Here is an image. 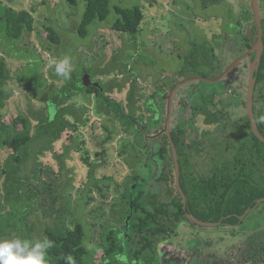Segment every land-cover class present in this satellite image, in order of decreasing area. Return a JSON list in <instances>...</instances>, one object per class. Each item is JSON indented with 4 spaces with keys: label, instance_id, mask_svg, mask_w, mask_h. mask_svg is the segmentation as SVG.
<instances>
[{
    "label": "rangeland",
    "instance_id": "1",
    "mask_svg": "<svg viewBox=\"0 0 264 264\" xmlns=\"http://www.w3.org/2000/svg\"><path fill=\"white\" fill-rule=\"evenodd\" d=\"M109 2L111 13L107 20L94 22L88 36L80 38L77 30L85 8L82 1L72 8L63 0H0V58L5 61L9 72V80L4 88L8 98L0 112L2 129L12 125L14 129L21 130V125L15 121L18 116L29 117L32 124H36L32 111L45 112V103L39 100L46 86L52 82L57 88L64 85L59 76L57 80L52 79L57 74L51 61L65 56L71 58L73 71L80 78L83 68L96 67V71L90 74L95 82H108L106 96L109 101L127 109L128 95L133 88L138 105L135 116L127 113L135 117L130 119L127 116L137 125V129H134V126L127 125L114 113L115 108H112L113 112L109 109L107 114L98 113L94 94L72 97L65 106L87 111L83 115L86 123L73 133L81 148L71 153L70 159L65 161V169L60 171L53 155L62 154L63 146L70 144L69 133H64L54 144L55 153H45L40 159L44 168H40L38 173L26 172V176H32L30 182L34 189L41 184L54 189L50 182L52 178L55 179L57 193L63 197L54 205L53 211H50L51 199L45 195L29 203L26 199L19 203L14 197L0 198V235H10L2 239L16 236L41 239L39 232L42 224L52 227L54 222L47 214L55 216L56 211L62 213L60 221L66 227L73 228L74 224H81L86 238L91 242L101 240L106 223L120 227L122 223L116 222L115 215L119 211V204L123 203L128 177L133 173L147 177V165H144L149 160L147 145L151 147L158 141L159 131L146 132L145 127L139 126L140 119L137 117L145 122L151 115L146 112L145 102L156 92L161 95L162 91H166L163 102L158 98L154 102L157 108L164 105L162 110L167 114V88L174 81L173 87H180L172 97L169 130L177 124L179 116L185 118L190 113V99L209 98L211 100H207L205 106L210 114H224L219 122L211 125L205 123V115H192L193 123L186 127L187 156H197L202 161L203 158L212 157L219 161L226 157L224 148H237V145L245 142H238L236 138L238 132L244 129L246 121L243 103H246L247 95L248 60H243L221 80L224 85L207 81L217 79L223 73L222 70L249 51L246 45L252 44V41L238 44L236 38L245 30L246 36L251 37V31L249 33L247 30L249 25L242 27L241 20L242 9L250 4V0ZM115 6L141 9L144 18L138 34L129 36L112 29L116 20ZM258 8L260 18H264V0H258ZM10 9L27 12L33 20L32 32L25 31L18 40L9 39L5 33L3 16ZM47 28H52L59 35L60 44H52L45 39ZM107 65L108 71L99 73ZM178 74H182L181 80H178ZM193 78L207 81L185 83ZM236 100L238 105L233 104L226 109L223 106V102ZM164 116L162 114L161 118ZM69 120L72 122L71 118ZM139 131H144L142 137ZM31 150L35 152L38 149ZM10 152L7 148L0 149V163ZM31 156L34 157V154ZM32 162L27 166L30 167ZM132 164L135 165L130 167ZM47 168L51 169L48 176L45 173ZM131 168H134L133 173ZM89 173L96 183L91 182ZM259 205L241 216V222L235 225L216 223L208 228H200L183 222L176 236L169 239L171 243L160 246L162 261L168 262V257H172L180 247L186 252L190 244L194 251L207 247L203 254H210L211 260L206 264H213L214 261L220 264H264V204ZM113 212L114 215H111ZM86 249L87 255L83 262L91 264L95 248L87 243ZM100 256L99 252L96 260Z\"/></svg>",
    "mask_w": 264,
    "mask_h": 264
},
{
    "label": "trees",
    "instance_id": "2",
    "mask_svg": "<svg viewBox=\"0 0 264 264\" xmlns=\"http://www.w3.org/2000/svg\"><path fill=\"white\" fill-rule=\"evenodd\" d=\"M63 1L72 8H76L80 1L85 4L77 30L80 38H86L90 26L97 21L105 22L111 13L109 0ZM113 10L116 14V20L111 27L115 32L129 36L139 33L144 18L139 7L124 9L115 6ZM241 16L242 27L253 23V15L249 5L243 7ZM3 18L6 36L11 40H18L25 31L32 32L33 30V20L27 12H15L10 9ZM261 28L263 50L258 69L254 75L253 113L258 132L264 138V18H261ZM250 31L251 36L257 35L255 25L251 26ZM45 39L56 45L61 42L59 35L52 28L45 30ZM247 41H251V39L246 36V30L241 31L239 38H236V43H246ZM246 47L250 49L251 44L246 45ZM254 57L255 53L251 54L252 60ZM95 69L96 67L94 66L87 70L83 68L81 77L85 74L90 75L92 82L98 83L99 88L92 85L89 87L82 86L80 76L74 71H72L69 79L59 76L64 81V85L61 88H57L54 82L46 86L45 91L41 93V100H39L45 103V112L32 111L34 113L33 121H36L35 125L32 124L29 117L18 116L15 121L21 125V130L14 129L12 125L2 129L0 119V149L7 148L11 151L5 160L0 163V198L9 199L14 197L19 203L26 199L29 203L30 200L34 202L39 199L40 195H45L51 199L52 208L50 211H53L54 205L62 199L63 196L57 193V186L54 184L55 179L52 178L50 182L54 189L44 184L38 185V188L34 189L31 187L30 182L32 176H26V172L38 173L40 168H44L40 159L45 153H55L54 144L62 138L64 133H69L70 144L63 146L62 154L53 155L60 171L65 169V161L70 159L71 153L77 152L81 148L77 138L73 137V133L77 127L86 123L87 120L83 119V115L87 111L85 109L76 110L72 106H65L72 97L79 94H94L98 103L96 107L98 113L107 114L109 109L112 111V108H115L114 113L119 115L122 121L137 129V125L130 120L131 118L135 119L132 115L135 116V109L138 106L135 103L133 88H131L128 95V108L125 109L121 104L108 100L106 96L109 87L108 82L102 84L101 82L93 81V76L90 72H95ZM107 71L108 65L103 70H99V73ZM181 76L182 74H178V80H181ZM56 77L58 75L52 76V79L57 80ZM8 80V69L3 58H0V112L8 98V94L4 89ZM174 82L176 83V81ZM174 82L167 88V93L174 86ZM219 82L220 85L225 84H223V81ZM227 88L225 87L224 89ZM165 95L166 91H162L161 95L156 92L145 102L146 112L151 114L145 122L142 118L137 117L138 120L140 119L139 126L145 127L146 132L159 131L158 141L154 142L151 147L147 145L149 160L144 164L147 165L145 168L148 172L147 177L133 173L134 168H131L133 174L128 177V184H125L126 194L123 197V203L119 204V211L116 212V222L125 224L126 217L132 215L134 219H131L129 224L133 226L134 232L139 229L146 230L149 228L158 232L162 240L174 237L177 234L178 227L183 222L189 221L186 215L190 213L196 218L212 224L235 225L240 223V217L246 211H252L257 208L259 205L257 201L264 198V143L259 141L253 134L246 114L244 129L238 132L236 138L238 142H241V140H245V142L237 145V148H224L223 154H226L225 158L216 161L214 158L209 157L203 158L202 161L197 156L194 158L187 156L185 151L187 149L185 147L186 127L193 123L192 115H205V123L210 125L219 122L221 116L224 115L221 113L210 114L205 106L207 100H211L209 98L190 99V113L185 118L179 116L177 124L169 130L179 164V184L185 196V203H183V199L175 184V165L171 144L168 136L164 133L166 121V112L162 110L164 105L157 108L154 102L156 98L163 102ZM233 104L238 105V101L223 102L225 109ZM120 111H122V114ZM128 112L132 115L127 114ZM162 114L165 115L163 118H161ZM179 115L181 114L179 113ZM69 118L72 119V122ZM138 120L136 119L137 123ZM161 124L163 127H160ZM143 133L144 131H139L140 137H142ZM245 136H247V139ZM30 148H37L38 150L35 152L33 150L29 151ZM200 150L202 151V149ZM32 153L34 157L31 156ZM189 159L201 162V164L196 166V168L191 167L192 169L187 170L185 167L188 165ZM30 161L33 162L28 167L27 165ZM134 165L132 164L130 167ZM50 170V168L46 169L45 173L47 176ZM90 180L91 182L95 181L94 183L97 182L92 174H90ZM149 190H151L150 193L148 192ZM263 204L261 203L260 205ZM55 214V216L52 213L47 214V217L54 219L53 226L49 227L44 223L42 224L41 232H39L40 236L42 235L41 239L47 237L52 242V247L48 249L49 264H65L64 257L69 255L72 256L75 264H84V257L87 255L86 244L90 243L91 240L86 238L83 226L76 223L73 228H68L60 221L62 213L56 211ZM206 217H208L207 220ZM6 236L10 235L8 233L1 234L0 238ZM101 240L102 246H106L107 242L113 241L111 237H107L106 227L101 234ZM112 245H110L112 249H109L111 255L116 252L115 248L118 247L115 243Z\"/></svg>",
    "mask_w": 264,
    "mask_h": 264
},
{
    "label": "flooded vegetation",
    "instance_id": "3",
    "mask_svg": "<svg viewBox=\"0 0 264 264\" xmlns=\"http://www.w3.org/2000/svg\"><path fill=\"white\" fill-rule=\"evenodd\" d=\"M254 36L256 37L257 35L250 37L252 41L251 47L254 43V39H252ZM190 163L191 166H189ZM200 164L201 162L189 161L188 165H186L188 166L187 170L192 169L191 167L196 168V166H199ZM189 216H191L196 221L206 224L200 225L188 219V223L191 225L194 224L200 228H208L216 225L204 222V220L196 218L192 213H190ZM131 219H134V217L132 215H128L125 219V224L122 223L120 227L110 226L108 223H106V235L107 237H111L113 241L107 242L106 246H102V240L96 243L90 241L92 247L95 248L94 254L90 260L91 264H206L209 260H211L209 257L210 254H203L205 253L203 250H207V247H200L199 251H194L192 245L189 244L186 252H184V250L180 247L177 252L172 254V257H168V262L164 263L161 259L160 246L169 245L171 243L169 242L170 240H162L158 232L152 231V229L149 228L146 230L139 229L138 231L134 232L135 230H133V226L129 224ZM113 243L118 245V247L115 248L116 252L111 255L109 249H112ZM99 252L101 253V256L98 260H96V255ZM213 264L220 263L214 261Z\"/></svg>",
    "mask_w": 264,
    "mask_h": 264
},
{
    "label": "water",
    "instance_id": "4",
    "mask_svg": "<svg viewBox=\"0 0 264 264\" xmlns=\"http://www.w3.org/2000/svg\"><path fill=\"white\" fill-rule=\"evenodd\" d=\"M249 6H250V10H251L252 15H253V23L248 26L247 30L250 33V28L252 25H255L256 29H257V36L254 38V43H253L251 49L247 53H245L243 56L237 58L229 67H227L224 70V72L221 74V76H219L217 79L207 81L203 78H193L191 80L185 81V83L192 82V81L193 82L194 81H197V82L198 81H207L208 83L219 82L230 71H232L238 64H240L244 59H247L249 62V77H248L247 95H246V103H245L246 114L249 118L251 130H252L253 134L258 138L259 141L264 143V138L258 132L257 125L255 122V118H254V113H253V93H254V86H255L254 75L256 73V70L258 69V66L260 63V57H261L262 50H263L262 28H261V18H260L259 8H258V0H250ZM252 53H255L254 60L251 59ZM81 83H82V86H84V87H89L91 85L96 87V88L100 87L98 83L92 82L91 76L88 74H85L82 76ZM179 87H180V85H177L176 87H172L170 92H169V95H168L167 116H166V121H165L164 133L168 136L170 144H171V148H172V156H173V160H174V164H175V174H176L175 175V184H176L177 190H178L181 198L183 199V203H185V196H184V193H183V191L180 187V184H179V164H178V160H177V154H176L175 147L171 141L170 133H169V125H170V121H171V112H172V97H173L176 89H178ZM263 201H264V199H260L257 201V204H260ZM247 212L248 211H246L245 214ZM186 216L189 220H192L193 222H196L200 225H206L202 222L194 220L189 215H186Z\"/></svg>",
    "mask_w": 264,
    "mask_h": 264
},
{
    "label": "clouds",
    "instance_id": "5",
    "mask_svg": "<svg viewBox=\"0 0 264 264\" xmlns=\"http://www.w3.org/2000/svg\"><path fill=\"white\" fill-rule=\"evenodd\" d=\"M55 72L64 79H69L73 71L71 58L52 60ZM52 242L43 239H29L16 236L11 239L0 238V264H49L48 249ZM65 264H75L71 255L64 257Z\"/></svg>",
    "mask_w": 264,
    "mask_h": 264
}]
</instances>
